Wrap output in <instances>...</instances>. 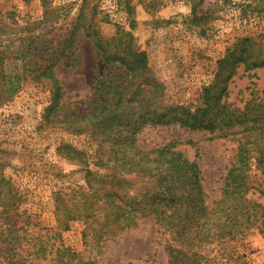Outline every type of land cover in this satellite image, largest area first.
<instances>
[{
  "label": "rangeland",
  "instance_id": "obj_1",
  "mask_svg": "<svg viewBox=\"0 0 264 264\" xmlns=\"http://www.w3.org/2000/svg\"><path fill=\"white\" fill-rule=\"evenodd\" d=\"M48 1L57 14L43 28L42 0H0V54L6 55L10 44L11 49L24 47L30 34L40 35L39 40L55 36L75 17L81 2ZM197 1L212 15L203 26L192 23L191 0H89V16L95 13L104 38L122 29L145 52L150 73L139 81L151 76L159 82L162 107L196 106L219 69L218 60L236 39L252 36L264 44V18L258 15L264 0ZM104 70L92 42L82 35L76 53L55 67L61 103L74 120L91 113L98 102L95 78ZM23 72L20 62L0 59V264H264V233L257 229L204 244L201 258L192 263L150 217L101 248L92 237L85 238V225L75 211L87 190L86 170L101 171L100 139L88 124L72 132L44 121L52 84ZM10 85L16 88L13 94L7 92ZM223 99L239 109L264 99V69L239 66ZM240 136L212 138L205 130L146 125L136 141L144 151L172 144L195 162L211 203L220 197ZM250 181L248 197L264 204V176L253 172ZM63 246L73 255L63 253Z\"/></svg>",
  "mask_w": 264,
  "mask_h": 264
},
{
  "label": "trees",
  "instance_id": "obj_2",
  "mask_svg": "<svg viewBox=\"0 0 264 264\" xmlns=\"http://www.w3.org/2000/svg\"><path fill=\"white\" fill-rule=\"evenodd\" d=\"M201 4L191 0L192 23L198 26L212 16ZM88 5L89 0H81L75 17L55 36L39 40L40 35L30 34L24 47L11 49L10 44L7 54H0V59L20 62L24 75L28 72L35 80L41 77L51 82L52 99L43 112L44 121L72 132L88 124L100 139L103 152L97 166L101 171L86 170L87 190L81 193L75 211L85 225L84 237H92L101 248L150 217L192 263L201 258L204 244L235 239L254 229L264 233V204L248 197L251 173L264 176V99L250 101L243 109L223 99L227 82L239 66L264 69L262 41L252 36L236 39L233 49H227L218 60L219 69L211 84L203 87L196 106L162 107L158 103L162 97L159 82L151 76L139 81L150 70L146 54L132 34L119 29L111 38H104L95 13L89 16ZM42 6L44 16L39 24L45 28L57 9L48 0H42ZM126 6L127 14H131L132 7L129 3ZM258 15L264 18V9ZM26 31L30 32L29 28ZM80 35L92 42L105 70L102 77L95 78L98 102L92 105L91 113L74 120L64 111L54 69L76 53ZM15 91L13 85L7 88L9 94ZM170 124L209 131L212 138L241 135L235 162L223 179L218 200L207 201L199 167L172 144L154 151H144L137 145V133L144 126ZM61 249L73 255L71 248Z\"/></svg>",
  "mask_w": 264,
  "mask_h": 264
}]
</instances>
